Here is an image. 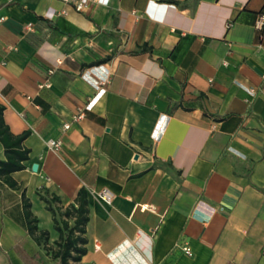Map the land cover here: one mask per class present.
Returning <instances> with one entry per match:
<instances>
[{"label":"crops","instance_id":"obj_1","mask_svg":"<svg viewBox=\"0 0 264 264\" xmlns=\"http://www.w3.org/2000/svg\"><path fill=\"white\" fill-rule=\"evenodd\" d=\"M263 8L0 0V103L31 150L16 187L0 179V264H60L42 195L67 205L82 187L87 252L76 264H264ZM99 65L111 75L88 108L98 91L84 72Z\"/></svg>","mask_w":264,"mask_h":264},{"label":"trees","instance_id":"obj_2","mask_svg":"<svg viewBox=\"0 0 264 264\" xmlns=\"http://www.w3.org/2000/svg\"><path fill=\"white\" fill-rule=\"evenodd\" d=\"M264 9V8H263ZM262 9V10H263ZM5 106L0 103V140L5 147V159H0V179L12 187L17 186V182L12 178V173L25 168V161L30 157V148L24 143L29 135V131L15 134L11 131L4 117ZM42 198L48 205V208L54 215V226L59 232V238L56 241V248L52 249L53 258L58 259L60 264H76L87 252V238L85 236L86 223L89 219L87 190L82 187L77 195L75 202L70 203L62 215V219L57 217V211L53 207L55 202H60V197L53 195L48 197L42 195ZM26 215L29 220V230L31 233L37 229L32 222L37 220L32 218V212L29 209L30 204L26 203ZM65 216V217H63ZM73 217V223L69 218ZM42 234H47L44 231Z\"/></svg>","mask_w":264,"mask_h":264},{"label":"built area","instance_id":"obj_3","mask_svg":"<svg viewBox=\"0 0 264 264\" xmlns=\"http://www.w3.org/2000/svg\"><path fill=\"white\" fill-rule=\"evenodd\" d=\"M62 1L66 4H70V5L74 6V8L79 10V11L84 10L90 2H98V3H107L108 2V0H62ZM63 12H66V11L63 10ZM30 25H31V23H29L28 26H30ZM256 27L260 31V37L263 38L264 37V9L259 13L258 19L256 21ZM227 63H228V61L225 60L224 64H227ZM102 67H104V66L103 65L98 66V68H102ZM102 69H104V71L101 73V75L92 74V71L90 69H88L84 72L85 77L93 83V85L95 86V88L98 91L97 95L88 102V104H87L88 108H91L93 106L94 101L96 100V98L100 94H102L105 91V85L109 82L111 72L107 68L106 69L102 68ZM246 88L251 95L255 94V89L248 88V87H246ZM82 115H83V112L77 113V114L73 115V119L77 120V119L81 118ZM70 125H71V122L65 123V128H69ZM47 142H48L49 147L51 149H53L54 151H59L62 147V140L61 139H50ZM99 196L103 200H105L106 202H111L113 199V193L107 189L101 191L99 193ZM141 208L147 209L148 205H142ZM152 208H154V207H152ZM94 245H95L96 250H101L100 241L96 240ZM184 249L188 254H192L191 249L188 246H185Z\"/></svg>","mask_w":264,"mask_h":264},{"label":"rangeland","instance_id":"obj_4","mask_svg":"<svg viewBox=\"0 0 264 264\" xmlns=\"http://www.w3.org/2000/svg\"><path fill=\"white\" fill-rule=\"evenodd\" d=\"M70 204V203H69ZM69 204H63V203H61V201L60 202H55L54 204H53V207L56 209V211H57V217L59 218V219H62V215H63V213L66 211V208H67V206L69 205ZM63 217H65V216H63ZM69 220H70V222L71 223H73V217H70L69 218Z\"/></svg>","mask_w":264,"mask_h":264},{"label":"water","instance_id":"obj_5","mask_svg":"<svg viewBox=\"0 0 264 264\" xmlns=\"http://www.w3.org/2000/svg\"><path fill=\"white\" fill-rule=\"evenodd\" d=\"M37 168H38V165H37V163H35L34 165H33V170H37Z\"/></svg>","mask_w":264,"mask_h":264}]
</instances>
